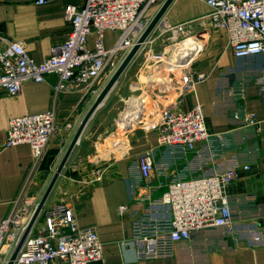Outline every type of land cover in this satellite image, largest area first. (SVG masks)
<instances>
[{"label": "crops", "instance_id": "obj_1", "mask_svg": "<svg viewBox=\"0 0 264 264\" xmlns=\"http://www.w3.org/2000/svg\"><path fill=\"white\" fill-rule=\"evenodd\" d=\"M80 1L68 3L79 5ZM66 4L67 1L61 0H48L44 4L39 0H0V35L24 43L30 57L42 64L49 58L52 46L65 41L71 31L65 20ZM157 11L158 7L149 14L154 16ZM210 12L206 0H174L164 19L176 26L196 21ZM107 35L106 44L111 47L117 35L115 38L110 33ZM192 38L204 42L203 49L194 58V71L208 78L197 84L192 94L182 97L177 91L166 89L161 96L156 91L148 94L146 119L155 117L166 107L190 111L200 104L208 130L215 137L210 142L198 143L193 151L181 152L159 147L156 132L142 127L126 129L128 122L124 116L120 118L117 114L108 124L104 118L100 119V112L109 109L111 98L118 95L119 102L125 100L128 105L124 112H131L127 117L136 120L137 106L126 99L141 97L148 90L143 82L164 89L168 77L177 80V76L164 70L172 61L169 57L165 66L150 70L142 78L137 72V82H130L120 96L119 85L139 55L89 122L57 183L51 206L65 200L74 208L81 227L97 231L106 264H264V56L237 59L229 48L227 33L221 30L198 25ZM109 81L107 79L102 90ZM57 83L55 75L47 76L41 83L28 81L19 96H10L0 89V223L8 218L14 202L24 193L33 168L30 146L4 147L10 121L26 114L46 113L57 102L61 131L40 164L36 178V185H39L38 179H53L97 100L81 93H70L55 101L53 88ZM113 110L111 107L110 111ZM250 114L262 122L260 131L247 126L245 119ZM69 119L77 121L73 131L63 128ZM112 127L119 133L124 131L125 141L121 142L124 147L118 151L119 147H115L106 158L100 146ZM148 152L154 154L155 170L151 179L143 180L138 159ZM99 162L106 169L103 181L84 188L81 181L89 177V171ZM245 165H250L251 170L245 171ZM234 166L239 167L240 175L227 189L236 224L233 233L227 235L223 228L200 231L194 233L191 241L175 245L173 257L141 261L139 246L133 240V222L151 208L154 213L167 211L161 199L170 182L178 177L208 175ZM121 206L128 209L122 213ZM11 251V247L6 246L3 255H10Z\"/></svg>", "mask_w": 264, "mask_h": 264}, {"label": "built area", "instance_id": "obj_2", "mask_svg": "<svg viewBox=\"0 0 264 264\" xmlns=\"http://www.w3.org/2000/svg\"><path fill=\"white\" fill-rule=\"evenodd\" d=\"M47 1L39 0V3ZM61 1H67L65 20L71 31L65 41L52 46L44 63L37 64L24 43L0 35V89L8 95L19 96L26 82L41 83L47 76L55 75L58 78L53 88L55 101L70 93L98 98L102 86L138 44L166 0H81L79 5L68 3L70 0ZM206 4L211 12L196 21L173 26L163 17L136 57L148 51L147 61L154 63L152 69H155L168 63L169 51H175L188 38L193 42L189 51L192 55L187 56L194 57L204 47L202 40L192 38L198 25L226 32L229 48L237 59L264 56V0H206ZM156 7L157 13L151 16L150 11ZM108 33L117 35L111 47L106 44ZM167 42V46L162 45L166 47L162 52L154 50L156 43ZM193 57L187 61L181 58L176 60L178 63L164 67L172 76H175L177 67L185 69L177 75V81L168 77L169 91H177L180 97L192 94L196 85L208 78L206 74L192 70ZM148 94L147 90L141 97L126 99L134 98L131 103L136 104L138 111L136 120L124 115L128 122L126 129L142 127L156 132L159 147L181 152L193 151L198 143L210 142L215 137L208 130L200 104L190 111L166 107L155 117L146 119ZM124 104L127 106L125 100ZM56 105L57 102L46 113L26 114L10 121L4 147L30 146L33 168L24 193L14 202L8 218L0 223V264H8L38 207L37 194H32L37 172L54 137L61 131ZM245 121L248 127L261 130L262 122L253 114ZM76 125L75 119H69L63 128L73 131ZM153 157V152L139 156L138 168L143 180L152 178L155 170ZM101 163L89 171L86 180L81 181L84 188L103 181L106 169ZM243 169L250 171L251 166L245 165ZM238 170L239 167L234 166L208 175L172 180L161 199L167 211L154 213L151 208L133 222V240L139 246L140 260L173 257L175 245L191 241L194 233L200 231L223 228L227 235H231L236 224L227 189L239 178ZM127 209V206L119 208L122 213ZM40 216L44 217L43 222L40 223L39 217L14 264H106L97 231L81 227L74 208L65 200L61 199L47 209L44 207ZM6 246L12 251L4 256Z\"/></svg>", "mask_w": 264, "mask_h": 264}, {"label": "rangeland", "instance_id": "obj_3", "mask_svg": "<svg viewBox=\"0 0 264 264\" xmlns=\"http://www.w3.org/2000/svg\"><path fill=\"white\" fill-rule=\"evenodd\" d=\"M110 34H112L113 36H114V38L116 37V34H113V33H110ZM107 37H108V35H107ZM192 42H193V40L191 39V38H188L187 39V41L185 42V43H183L182 45H180L178 48H176V50L175 51H169L170 53V55H168L167 57H173L174 56V58H175V56H178L179 57V59L181 58L180 56L181 55H179V51L181 50V48H184V47H186V49H187V47L188 46H190L191 47V44H192ZM158 45V46H157ZM162 45H165V46H167L168 45V42L167 43H165V44H161V43H156V47L154 48V50L156 51V52H162L166 47H164V46H162ZM191 49V48H190ZM168 50V49H167ZM187 51V50H186ZM148 51H144L142 54H141V56L138 58V60H137V62L135 63V65L134 66H132V68L129 70L130 72H128V74H126L125 76H124V78L122 79V81H121V83H120V85H119V90H120V96H122L123 95V92H125L124 90H125V88H127V85H129L130 84V82H132V83H134V82H137V79H136V74H137V72H140V75H141V78L143 77V76H145V75H147L148 73H150V70H152V68H154V66L153 65H155L154 63H151V62H148L147 61V57H146V53H147ZM199 53V52H198ZM198 53L196 54V55H198ZM184 55H183V59H186V61L188 60V59H190V58H192L193 56H191V57H189V56H187V54H190V55H192V53L191 52H185V53H183ZM195 55V56H196ZM194 56V57H195ZM193 57V58H194ZM193 60V59H192ZM193 62H194V60H193ZM185 69L184 68H181V67H177V70H176V72L174 73V75L175 76H177V75H180L181 73H182V71H184ZM192 70H194V68H192ZM128 75V76H127ZM139 75V76H140ZM181 77V76H180ZM178 78H179V76H178ZM177 81V80H176ZM179 81V80H178ZM142 82H143V79H142ZM125 84L124 85V87H122L121 85L122 84ZM143 86H144V88H146V89H148V91L150 92V93H152V92H155L156 91V93L159 95V96H161L162 95V93L164 92V90L166 89V91L168 90H171V84H169L168 86H166V87H164V89H161V87H158V85H152V86H149V85H147L146 83H144L143 82ZM145 90V89H144ZM144 92H147V90H145ZM147 94V93H146ZM153 95V94H152ZM113 99V100H112ZM111 101H112V104L110 105V107H109V109H107V110H103V111H101L100 112V119H103L104 118V121H105V123L106 124H108V123H111V122H113V119H114V117L115 116H117V114H118V116L120 117V116H124V115H129L130 114V112L129 113H125L124 112V110L125 109H128L127 108V106H125V104L124 103H121V102H119V96L118 95H116V96H114V97H112L111 98ZM116 105H119V106H117V108H115L116 107ZM111 107H113V112L112 111H110V109H111ZM119 107V108H118ZM110 111V112H109ZM109 112V113H108ZM108 113V114H107ZM122 117H120V118H122ZM119 118V119H120ZM114 125V124H113ZM112 125V126H113ZM116 126H118L117 124H116ZM92 129H93V126H92ZM91 129V130H92ZM109 131H108V134H106L105 136H104V138L105 139H103L105 142H104V144H102L101 143V149H100V151H101V153H102V155H104L106 158H108L109 157V153H111L113 150H114V148L115 147H124V144H121V142H123V141H125V137H124V135H122L123 133H124V131H122V133H121V131H120V133L119 132H117L116 130L117 129H115V128H109L108 129ZM126 130V129H125ZM100 132V131H99ZM108 137V138H107ZM104 150H106L104 153H103V151ZM117 151H118V149H117ZM119 156V155H118ZM42 178V177H41ZM59 181V180H58ZM57 181V183L59 184L60 183V181L58 182ZM37 182H38V184L39 185H35L34 187H33V192H32V194H37L36 195V203L39 205L40 204V202H41V200L43 199V196H44V194H45V192L47 191V188L49 187V184H50V182L51 181H49L48 179H46L45 177L43 178V181H42V179H38L37 180ZM57 184H56V186H55V188H54V190L52 191V193H51V195H50V197H49V199H48V202H47V204H46V209L49 207V206H51V202H52V200L54 199V195H55V192L57 191ZM34 188H35V190H34ZM43 216L41 217L40 216V223H42L43 222Z\"/></svg>", "mask_w": 264, "mask_h": 264}, {"label": "water", "instance_id": "obj_4", "mask_svg": "<svg viewBox=\"0 0 264 264\" xmlns=\"http://www.w3.org/2000/svg\"><path fill=\"white\" fill-rule=\"evenodd\" d=\"M174 2V0H166L164 2V4L162 5V7L160 8V10L158 11V13L155 15V17L153 18L151 24L149 25L148 29L146 30V32L144 33V35L141 37V39L139 40L138 44L133 48V50L127 55V57L124 59V61L121 63L120 67L117 69V71L115 72V74L113 75V77L110 79V81L107 83V85L105 86V88L102 90V92L100 93V95L98 96L97 100L95 101L93 107L90 109V111L88 112L87 116L85 117V119L83 120L81 126L79 127L70 147L68 148L59 168L57 169L53 179L51 180L49 187L47 188V191L45 192L43 199L41 200L40 204L38 205L35 214L27 228V231L25 232V234L23 235L22 239L20 240L17 248L15 249V251L13 252L8 264H14V261L16 260L17 256L19 255L23 244L28 236V233L32 230V228L34 227L35 223L37 222V220L39 219L44 207L46 206L48 199L52 193V191L54 190L57 181L59 180V178L62 175V172L64 170V168L66 167L74 149L76 148V146L80 143V140L89 124V122L91 121V119L94 117V115L96 114V112L104 105L106 99L108 98V96L110 95V93L112 92V90L114 89V87L117 85V83L119 82L120 78L123 76V74L125 73V71L127 70V68L129 67V65L132 63L133 59L136 57V55L138 54V52L141 49V46L146 42V40L148 39V37L152 34V32L154 31V29L156 28L157 24L159 23V21L164 17V15L166 14V11L168 10V8L171 6V4Z\"/></svg>", "mask_w": 264, "mask_h": 264}, {"label": "bare ground", "instance_id": "obj_5", "mask_svg": "<svg viewBox=\"0 0 264 264\" xmlns=\"http://www.w3.org/2000/svg\"><path fill=\"white\" fill-rule=\"evenodd\" d=\"M191 47L190 46H188L187 47V49H186V47H184V48H181V50L179 51V55H181L180 57L182 58L183 57V53H185V52H188V51H191L192 50V48L190 49ZM187 50V51H186ZM180 58V59H181ZM172 61H171V63H169V64H172V63H178L176 60H178L179 61V57L178 56H175V58H174V56L172 57V59H171ZM174 61V62H173ZM164 65H166V64H164ZM162 66V65H161ZM150 81H151V83H153V79H151L150 78ZM130 101V100H129ZM131 101H133L132 99H131Z\"/></svg>", "mask_w": 264, "mask_h": 264}]
</instances>
